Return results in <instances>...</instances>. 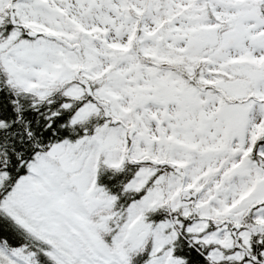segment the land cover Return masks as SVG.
<instances>
[{
    "label": "snow or ice",
    "instance_id": "1",
    "mask_svg": "<svg viewBox=\"0 0 264 264\" xmlns=\"http://www.w3.org/2000/svg\"><path fill=\"white\" fill-rule=\"evenodd\" d=\"M0 264H264V0H0Z\"/></svg>",
    "mask_w": 264,
    "mask_h": 264
}]
</instances>
